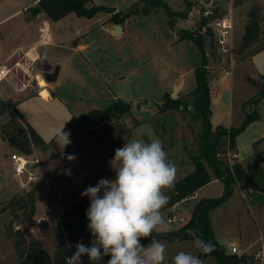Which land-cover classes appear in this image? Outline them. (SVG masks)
<instances>
[{"label":"rangeland","instance_id":"1","mask_svg":"<svg viewBox=\"0 0 264 264\" xmlns=\"http://www.w3.org/2000/svg\"><path fill=\"white\" fill-rule=\"evenodd\" d=\"M31 1L33 0H0V20L16 9H22ZM165 1L174 11L184 8L183 0ZM192 1L198 18L195 15L188 20L177 18L175 20L177 31L179 29L195 31L201 9L213 16H220L226 11L217 0ZM253 1L256 4H252ZM139 2V0H94L95 5H101L105 9L98 11L90 18L70 12L60 20L52 22L55 43L42 46L39 51L42 58L46 57L45 59H51L53 62L61 60L66 65L61 71L59 69L57 80L53 82L57 85L52 92L50 91L52 96L50 101L36 98L20 108L24 117L28 116L27 119L30 121L28 123L44 142L49 144L45 149L34 146L37 151L35 153L33 151L28 156L30 159L37 157L39 160L40 171H37L39 164L28 163V167L37 171L39 181L24 187L19 186L17 179L12 176L9 159V155L18 150L3 140L0 135V207L14 196L35 187L36 204L37 195H40L41 205H45V213L41 216L43 219L40 217V220L37 219V222H34L35 212L25 218L24 215H27L28 211L19 209L17 221L14 223L16 226L13 225V227H19L27 240L40 238L51 255L60 244V237L55 232L59 215L67 211L73 202L86 198L87 196H82L81 193L87 187L95 186L101 178L115 179L114 167L119 165L114 163L112 166L110 161L114 157L115 150L123 147L127 141L143 139L149 142L151 139H159L168 160L177 168L176 178L189 170L188 168H193L190 151L193 152L196 147L195 138L201 130L200 120L193 121L188 112L179 113L169 110L159 112L157 104L160 103L164 92L173 96L177 87H180L181 94L195 87L193 65L200 60V53L191 39L176 41L173 33L176 30L168 23L169 16L163 7L153 9L148 14L135 12L130 14L121 34L117 35L118 30L113 33L111 30L116 23L115 19H111L113 15L111 12L115 9L119 15L126 14L131 8L141 7L143 2ZM243 3L234 10L235 55L230 73L224 72L223 67L226 65H220L217 59H224L225 55H217L213 39L207 38L206 31L201 30V34L206 36L204 49L208 57L209 85L214 96H217V100H212L210 103V120L214 125L239 127L247 111L254 106L251 102L246 104V101L260 89L257 80L258 68L252 61V52L257 47L252 50L247 48L243 52L238 49L243 17L244 15L246 17L244 9L247 12L251 5H264V0H244ZM23 14L25 10L22 9V15H11L0 22V57L7 54L16 44L26 43L33 36L35 37L38 27L43 25L44 14L38 15L35 22H30L28 26L30 31H27L20 21ZM212 21L213 19L206 30H211L209 26ZM104 24H109L110 30L106 29ZM79 35L83 36V42L88 45L87 49L81 52L70 48L71 42ZM260 36H264V31ZM56 64L59 65L58 62ZM35 71L47 85L50 83L45 79L41 67L36 65ZM12 72L16 79L23 80L22 70L13 68ZM37 75L33 74L32 85L39 89L38 94L45 96L37 83ZM5 87L7 92L15 97L23 94L17 92L13 84H6ZM8 93H5L3 97L9 98ZM178 95L179 93L176 94ZM117 97L131 103L130 113L108 122L103 120L92 129L83 130L73 137L71 143L64 149L55 139H50L49 128H62L72 115L85 113L93 108H104ZM1 98L0 94L1 105L8 114L9 109ZM258 113V118L245 125L236 136V148L240 161L249 172L250 159L253 158L254 151L264 148V139L259 140L264 135V99L258 108ZM11 116L24 131H27L26 124L13 110L9 117L0 123V126ZM65 125L63 130L68 132ZM121 126L126 128L123 133H120ZM256 140L259 141L254 143ZM170 143H172L171 146H169ZM68 156H74L75 159L70 161ZM235 159H237L236 156ZM58 185L65 188L62 193L59 192ZM169 191L165 190V194ZM222 192L223 183L214 180L199 189L195 196L162 209L164 218L172 217L175 222L169 226L164 224L161 231L177 230L189 219L193 205L200 198L218 197ZM250 193V183L235 184L232 195L209 212L214 234L225 241L226 248L230 247V242H238L240 235L243 239L250 236L256 237L259 235L258 228L264 227V211L257 209L254 201L258 195ZM262 203L264 204V200ZM261 209L264 210V207ZM55 213H59L57 218H54ZM11 218L12 214L9 210L0 214V252L2 254L0 264H14L18 260L13 243L6 232V225ZM170 236V240H161V242L166 245L165 257L172 263L173 258L180 251L199 253L194 246V238L180 240L177 236ZM241 242L245 243L246 240ZM70 247L71 250L76 248L75 243H70ZM248 247L247 252L250 251V242L242 244V248L247 250ZM201 259L202 264H217L206 254H203Z\"/></svg>","mask_w":264,"mask_h":264},{"label":"trees","instance_id":"2","mask_svg":"<svg viewBox=\"0 0 264 264\" xmlns=\"http://www.w3.org/2000/svg\"><path fill=\"white\" fill-rule=\"evenodd\" d=\"M94 0H37V2L28 8L32 15L43 13L48 20L56 21L70 12L78 16L92 17L105 7L95 5ZM143 2L141 7H134L126 14L119 15L114 13L111 19L121 25L124 20L132 13L148 14L151 10L163 7L168 16V23L174 26L177 18H187L194 2L192 0H183L184 8L180 11H174L165 0H139ZM207 2L209 0H206ZM244 0H233L234 6L242 4ZM201 9L195 31L181 29L177 31L178 39H191L197 46L200 53V60L194 63L193 76L195 87L190 91L176 97L170 96L164 92L162 99L157 104V111H176L179 113L188 112L193 121L200 120L201 130L196 136V147L193 152L190 151V159L193 168L186 170L184 174L176 178L174 187L166 194L169 196L168 204L170 207L177 202L186 199L210 182L212 179H218L223 183V192L218 197H202L194 205L189 219L175 231H154L149 239H143L142 244L147 245L152 239L157 241L170 240V233H176L177 238L185 240L188 238L204 239L211 241L215 245V250L207 253L215 260L217 264H249V256L238 257L236 254H230L226 251L224 244L217 243L218 239L211 226L209 212L225 202L233 193L235 184L250 183V192L258 195L254 201L262 202L264 200V148L255 151V155L250 162V172L247 167L237 159L229 162L225 157L227 151L235 154L236 136L245 125L258 118V108L264 99V72L257 76L260 85L259 91L252 95L247 101L254 106L247 111L246 117L239 127H226L221 124L212 126L210 120V85L208 57L204 49L206 36L201 34V30L206 31L207 38L211 39L209 31L206 30L209 22L216 18L212 14H207ZM219 16V15H218ZM264 31V5H251L246 12V23L239 42V51L247 49L256 42ZM77 39L72 41L75 44ZM45 88V87H44ZM48 93L47 89L43 90ZM132 105L119 98L108 104L104 108H93L85 113L72 115L65 129L70 133V139L77 136L83 130L92 129L94 126L111 119H118L122 115L131 112ZM17 117L27 126L24 131L18 122L11 116L9 120L0 126L1 138L11 144L22 154L27 156L33 152V146L45 149L48 143L44 142L38 132L27 122L23 114L14 110ZM190 124H188L189 126ZM192 128L191 126H189ZM126 128L120 127V133L125 132ZM264 139V135L259 140ZM256 140L254 143H257ZM172 143L169 144L171 146ZM253 188V189H252ZM250 193V194H251ZM36 190L32 187L23 193L14 196L11 200L0 207V214L9 210L12 214L10 222L6 225V232L12 241L18 260L14 264H66V259L75 253L76 248L71 250L70 243L82 242L86 246L91 245L94 239L88 230V220L85 215L86 209L90 205V199L83 198L73 202L67 211L61 213L57 219L55 232L60 237V244L51 255L40 238L27 240L19 227L14 224L17 221V210H27V218L35 212ZM163 208V209H165ZM13 225H15L13 227ZM109 256H104L107 264Z\"/></svg>","mask_w":264,"mask_h":264},{"label":"clouds","instance_id":"3","mask_svg":"<svg viewBox=\"0 0 264 264\" xmlns=\"http://www.w3.org/2000/svg\"><path fill=\"white\" fill-rule=\"evenodd\" d=\"M64 125L48 130L50 139H55L63 149L71 143ZM110 163L119 165L114 167L115 179L101 178L81 193L90 199L85 215L88 230L94 237L91 246L78 242L66 264H83L84 255L93 264H98L104 256L110 257L107 264H163L166 245L155 239L147 245L141 241L160 231L165 223L161 210L169 201L165 190H171L175 184V164L168 160L159 139L129 140L115 150ZM217 243L225 241L220 239ZM194 246L199 254L180 251L173 264H202L201 256L215 250L211 241L200 237L195 238Z\"/></svg>","mask_w":264,"mask_h":264},{"label":"crops","instance_id":"4","mask_svg":"<svg viewBox=\"0 0 264 264\" xmlns=\"http://www.w3.org/2000/svg\"><path fill=\"white\" fill-rule=\"evenodd\" d=\"M218 3L220 5H222V7L227 11H230L231 15H232V18H233V22H234V10L235 9H238L239 8V5L237 6H233L232 5V1L230 0H217ZM37 2V0H33L31 1L29 4H26L22 7L23 11L25 10V14H23L22 18L20 19L21 23L24 26V29H26L27 31H30L29 29V24L30 22H35L38 18V15H42L43 13H38L36 15H32L28 8L32 5H34L35 3ZM247 1H245L246 3ZM245 3H243L245 5ZM252 4H256L254 1ZM257 4H260V3H257ZM242 5V6H244ZM22 9L18 8L16 9L14 12L10 13L9 15H6L5 17H3L1 21H4L5 19H7L9 16L11 15H22ZM195 7L193 6L190 13L188 14V17L185 18L186 20H188L189 18L193 17L194 15L196 16V18H198V16L195 14ZM246 9H244V13L246 14ZM112 14L114 13H118L115 9L113 10V12H111ZM45 17V15H44ZM128 18V17H127ZM127 18L124 20V22L119 25V24H113V29L111 31H113V33L115 32V28H116V25H119L120 28L118 29V34L117 35H120L121 32H122V29L123 27L125 26V23L127 21ZM60 20V19H59ZM58 21V20H56ZM56 21H51V20H48L46 17L42 19V24L43 25H40L38 27V31L36 33V36L30 38L26 43H18L16 44L7 54L3 55L0 57V67H5L6 69H10L9 70V73L6 77L2 78L0 80V94L2 96V101L4 104H6L7 108L9 109L8 111V114L6 113V111L4 110V108L2 107L1 105V102H0V123L4 122L7 117H9V115L11 114V110H10V107L12 108V110H17L18 112H20L21 114L24 115L23 111L20 110V108L25 104L27 103L28 101L30 100H34L36 98H40V99H43L44 101H50L52 99V96L50 94V91L52 92L53 89L55 88V83L53 82H50L46 83V89L49 93V95H45V96H41L40 94H38V91L39 89H36L33 85H32V81H33V74L37 75L38 73H35V69H36V65H37V62L38 60H51V59H45L46 57L42 58V55L40 53V47L42 46H46V45H53L55 42L54 40V35H53V28H52V22H56ZM243 28H244V25L246 23V17L244 15L243 17ZM104 27L108 30H110L109 28V24H104ZM243 28L241 29L240 31V39H241V36H242V33H243ZM173 29H175L176 31H173V33L175 34V37H176V41L179 42L181 40L178 39V35H177V27H175V23H174V26H173ZM180 30V29H179ZM76 43L73 44L71 42V46L70 48L73 50V51H83V50H86L88 45L87 43H84L83 42V36L79 35L77 38ZM239 39V41H240ZM254 47H257L255 50H253L252 52V61L254 62L255 66L258 68V72L259 73H263L261 72L262 70H264V36H260L259 39L254 42L252 45H250V47H248V49L252 50ZM243 52V51H242ZM207 54V53H206ZM17 57L15 60L14 58ZM47 58H52V57H47ZM14 60V61H13ZM53 60V59H52ZM15 62H18V64L22 67V72H23V80H20V79H16L15 76H14V73L12 72V69H20L18 67H16L14 65ZM56 62H58V65L59 66V69L60 71L63 69V67H65L66 63L64 61H61V60H57L55 61L54 60V63L56 64ZM57 65V64H56ZM208 67V66H207ZM58 69V71H59ZM209 69V68H208ZM21 70V69H20ZM260 70V71H259ZM38 76V75H37ZM58 76V74H57ZM37 79V78H36ZM57 80V79H56ZM55 80V81H56ZM6 84H13L14 88L16 89L17 92H22V96L20 97H15L13 96L12 94L8 93L7 90H6V87L5 85ZM40 87V86H39ZM42 87V86H41ZM180 87H177V92L176 94L179 93V95H182L180 92ZM41 89V88H40ZM5 93H8V97H3V95ZM186 93V92H185ZM184 94V93H183ZM210 95H211V101H215L217 100V96H214L213 94V91L211 90L210 88ZM118 98V97H117ZM116 98V99H117ZM8 99H10L8 101ZM27 122L30 123V121L27 119L28 116L25 117ZM212 123V122H211ZM212 126L215 127L216 125H214L212 123ZM257 150V149H256ZM255 150V151H256ZM33 151L34 153L37 151L36 148L33 146ZM255 151H254V154H253V157L255 155ZM235 154H236V157H237V160L239 162H241V158L239 157V152L235 146ZM253 158L250 159V162ZM39 164V167L37 168V171H40V163ZM190 170V168H188ZM36 171V170H35ZM36 171V172H37ZM42 173V171H41ZM59 173V172H58ZM45 175V174H44ZM45 177V176H44ZM42 177V178H44ZM214 180H218V179H212L211 181H214ZM210 181V182H211ZM220 181V180H219ZM209 183V182H208ZM207 183V184H208ZM58 184H61V183H58ZM206 185V184H205ZM60 185H58V189H59V192L62 193V191H64L65 188H61L59 187ZM203 187V186H202ZM201 187V188H202ZM200 188V189H201ZM199 190V189H198ZM197 190V191H198ZM196 191V192H197ZM196 192L194 193V195L190 196V197H193L195 196ZM40 195H37V204H36V211H35V216H36V220L34 222H37V219L40 220V217L45 213L44 211V207L45 205H41V200H40ZM51 197V196H50ZM89 199V197H86ZM189 198V197H188ZM184 200V199H183ZM255 205H257V209H260L261 211H264L262 210L261 208L264 207V204L262 202H258V201H255ZM47 206V205H46ZM47 209V208H46ZM40 210V212L38 213V211ZM59 213H55V216L54 218L58 216ZM56 221V219H55ZM258 234L256 237H253V236H250L248 237L247 239H243V237L240 235V239L238 242L236 241H232L229 243V245L231 244H238L242 247V244H249L250 242V251H248L249 247L247 248L246 250V254L248 256H250L257 248H258V241H257V245L255 246V243H256V240L259 236H263L264 238V227H261V228H258ZM218 239H222V238H218ZM242 240H246V242L248 243H242L241 241ZM161 242V241H160ZM225 244V243H224ZM91 246V245H90ZM89 246V247H90ZM255 246V248L253 249V247ZM252 249V250H251ZM227 252H229V247L226 248ZM194 254V253H193ZM197 254V253H195ZM0 258H2V254L0 252ZM83 264H93V262H91L88 258V256H84L81 258ZM98 264H106L105 260H104V257L98 262ZM163 264H173L169 258H166L164 259V262Z\"/></svg>","mask_w":264,"mask_h":264},{"label":"built area","instance_id":"5","mask_svg":"<svg viewBox=\"0 0 264 264\" xmlns=\"http://www.w3.org/2000/svg\"><path fill=\"white\" fill-rule=\"evenodd\" d=\"M211 30H209V35L214 41V48L216 50L217 55H225L224 59H218L220 65L225 64L226 67H223L224 72L230 73L231 67L233 65L234 58V43H233V27L234 22L230 11H225L220 16H217L213 19L210 26ZM14 65L21 70L22 67L15 62ZM10 69H6L5 67H0V80L6 77L9 73ZM10 110L12 108L10 107ZM236 155L231 154L230 151H227L225 157L229 162H231V158ZM9 159L11 161L12 166V176L17 179V183L20 187H24L25 185L39 181L38 174L35 170L28 167V163H39L37 157L29 158L27 155L22 154L21 152H12L9 155ZM26 174V178L24 179V175ZM54 205H52L53 207ZM55 207V206H54ZM41 219H43L41 217ZM165 225L169 226L174 223L175 220L172 217H166ZM230 254H236L238 257L248 256L246 254V249L236 245L231 244L229 247ZM71 257V256H69ZM67 260V259H66ZM249 264H264V239L262 236L258 238V248L249 256Z\"/></svg>","mask_w":264,"mask_h":264},{"label":"water","instance_id":"6","mask_svg":"<svg viewBox=\"0 0 264 264\" xmlns=\"http://www.w3.org/2000/svg\"><path fill=\"white\" fill-rule=\"evenodd\" d=\"M119 28H120V26L116 25L115 31L118 30ZM37 66H39L43 69L44 77L47 81L53 82L56 80L59 66L56 65L53 61H51V60H38ZM176 91L177 90L175 89L172 97L176 96ZM169 235H172L174 237L177 236L176 233H170ZM196 237H198V233H196ZM197 254H199V253H197Z\"/></svg>","mask_w":264,"mask_h":264},{"label":"bare ground","instance_id":"7","mask_svg":"<svg viewBox=\"0 0 264 264\" xmlns=\"http://www.w3.org/2000/svg\"><path fill=\"white\" fill-rule=\"evenodd\" d=\"M37 83L40 85V88L42 90H46V88H42V87H44L46 85V81L39 75L37 76ZM45 95H47V93H45Z\"/></svg>","mask_w":264,"mask_h":264}]
</instances>
